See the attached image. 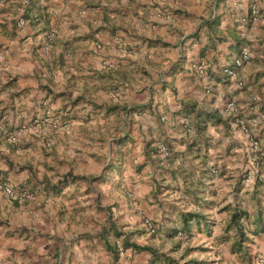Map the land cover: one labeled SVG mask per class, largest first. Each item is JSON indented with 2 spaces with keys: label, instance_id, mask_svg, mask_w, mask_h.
<instances>
[{
  "label": "crops",
  "instance_id": "crops-1",
  "mask_svg": "<svg viewBox=\"0 0 264 264\" xmlns=\"http://www.w3.org/2000/svg\"><path fill=\"white\" fill-rule=\"evenodd\" d=\"M229 101L258 119V157ZM49 115L69 124L49 148L32 131L15 146L0 133V181L35 192H0V264H165L123 242L179 264L197 246L198 264H248L226 225L234 206L264 225V0H0V117L11 132ZM256 157L260 179L244 183ZM67 173L86 179L49 188ZM253 242L259 264L264 233Z\"/></svg>",
  "mask_w": 264,
  "mask_h": 264
},
{
  "label": "built area",
  "instance_id": "built-area-1",
  "mask_svg": "<svg viewBox=\"0 0 264 264\" xmlns=\"http://www.w3.org/2000/svg\"><path fill=\"white\" fill-rule=\"evenodd\" d=\"M27 2V0H26ZM23 14V11H22ZM249 19L251 21H257L258 20V12L256 5H252L250 7V14ZM25 23L23 18H20L18 21L19 26H23ZM249 61V55L247 52H243L242 55L237 58L234 62L236 67L241 66L244 63H247ZM207 66L205 62H200L195 67L196 74L206 79L208 78ZM223 74L234 78L236 76L235 72L232 69H224ZM256 108L252 107L251 111H254ZM225 111L228 114H232L234 116V122L236 126L239 128V130L248 138L250 149L253 153L259 154L260 153V144L253 133V129L257 126L258 119L254 117H250L247 119H241L238 117V108L236 107L235 103L232 101L227 102L225 105ZM50 111H46V114H49ZM52 115H49L47 117H34L29 122H22L17 129L14 131L8 132L5 119L4 117H0V133H5L7 135V140L10 144L17 145L19 141L23 138L24 135H26L28 132H31L35 134L36 136L42 138V142L44 144V147L49 148L52 143V139L50 137L51 132H56L60 130H66L69 126L67 122H60L58 119H55ZM158 152L162 154V156L167 159L169 157V151L167 150L166 146L163 144L158 145ZM256 166H259V163L255 164ZM259 169V168H258ZM260 175H255L252 171H247L243 175V182L249 183L253 180H259ZM0 192L5 194L7 197H9L12 200L17 201H30L35 198V192L29 190V189H17L10 185L9 183L5 181H0ZM143 224L148 231L149 234L153 235L156 233V226L152 223V221L148 218L143 220ZM259 264H264V257H260L258 260Z\"/></svg>",
  "mask_w": 264,
  "mask_h": 264
},
{
  "label": "trees",
  "instance_id": "trees-1",
  "mask_svg": "<svg viewBox=\"0 0 264 264\" xmlns=\"http://www.w3.org/2000/svg\"><path fill=\"white\" fill-rule=\"evenodd\" d=\"M106 112L107 113L120 112L124 114L126 113V110L118 106H113V107L107 108ZM69 178L71 180H85L86 179L85 177L72 176L70 173H67V174L62 175L57 181V183L49 186V188L51 187L52 190H57ZM48 185L50 184L48 183ZM230 210L231 212L229 214L228 224L226 225V233L228 234L229 231H233V236L231 237L232 238L231 252L235 254L240 261L251 264L253 255L250 249H251V246L254 244L253 239L259 234L264 233V225H262V219L260 218V215H259L258 217L254 219L253 223H251L249 222V214L246 210L240 209L237 206L232 207ZM192 218H196V215L188 214V219H184L182 228L175 233L184 234V233L189 232L188 222L192 220ZM209 226L210 224L206 223L205 225L206 229H208ZM251 226L253 227V229H251ZM122 244H123L124 249L131 247L137 252H141V251L149 252L153 257V260L155 261L160 260V258H162V261L165 264H179V260L177 258H173V259H171L170 257L168 258L165 256V254H159L158 251H156L155 249H152L151 247L138 246L136 244H129L128 242H123ZM178 247H179L178 243L174 244V250L175 249L177 250ZM192 252L204 253L205 249L202 248L201 246H197L195 248L186 247V250H184L180 256L186 264H198L199 263L197 260H195L196 258L188 257L189 253L191 255Z\"/></svg>",
  "mask_w": 264,
  "mask_h": 264
},
{
  "label": "rangeland",
  "instance_id": "rangeland-1",
  "mask_svg": "<svg viewBox=\"0 0 264 264\" xmlns=\"http://www.w3.org/2000/svg\"><path fill=\"white\" fill-rule=\"evenodd\" d=\"M121 121V120H120ZM254 154H256V153H254ZM257 155V157H258V154H256ZM257 157H256V159H255V161L252 163V165H251V167H250V169H248V170H250V171H252V172H254V171H256V170H258V168H260L261 167V165H260V160H259V158L257 159ZM256 163H259V166H256L255 164ZM247 170V171H248ZM246 171V172H247ZM259 172V171H258ZM256 175H258V173L256 174ZM196 239H197V237H195ZM192 240H194V243L195 244H198L200 241L198 240H195V239H192ZM172 248H174L173 246H172ZM176 250V249H175ZM175 252V255H179L176 251H174ZM197 254H198V252H196ZM181 254V253H180ZM193 254V253H192ZM192 257H193V255H192Z\"/></svg>",
  "mask_w": 264,
  "mask_h": 264
}]
</instances>
